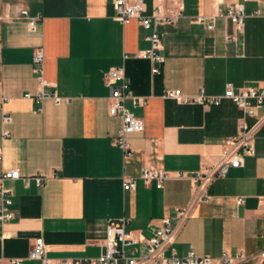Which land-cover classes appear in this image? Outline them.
<instances>
[{"label":"crops","instance_id":"1","mask_svg":"<svg viewBox=\"0 0 264 264\" xmlns=\"http://www.w3.org/2000/svg\"><path fill=\"white\" fill-rule=\"evenodd\" d=\"M115 1L0 0V99L8 98L5 109L13 119L10 136L3 138L0 111V172L15 168L23 176L47 178L42 187L34 180L29 186L23 179L5 181L14 218L0 225V264L13 258L42 264L28 257L37 237L52 259L98 257L105 251L109 221L121 217L130 219L134 235L151 237L161 218L176 220L175 208L193 201L197 193L190 176L219 161L225 140L238 134L244 117L230 99L219 105L185 103L164 98L165 91L222 95L229 84L264 85V0L219 5L217 0H143L145 16L157 7L181 11L176 21L159 27L164 62L156 74L149 59L137 57L151 47L150 30L137 18L118 21ZM233 4L245 7L242 29L218 15ZM20 8L39 18L34 31L17 13ZM40 49L43 77L54 85L46 90L71 98L70 103L38 104L24 96L39 91L32 59ZM118 66L125 67L132 96L147 99L137 105L133 98L125 101L145 125L128 135L129 157L114 143L121 119L109 113L106 77ZM256 110L264 117V105ZM246 121L253 125L257 118ZM151 164L187 177L161 188L138 179L134 190L123 189L124 177L138 176ZM207 194L209 201L193 203L167 253L215 258L242 253L246 258L239 264H264L257 256L264 250V120L255 154L215 179Z\"/></svg>","mask_w":264,"mask_h":264},{"label":"built area","instance_id":"2","mask_svg":"<svg viewBox=\"0 0 264 264\" xmlns=\"http://www.w3.org/2000/svg\"><path fill=\"white\" fill-rule=\"evenodd\" d=\"M224 1L217 0V4L219 5ZM115 8V18L118 21L127 23L131 19L137 18L145 29L150 30L146 39L150 41L151 47L137 53V57L149 59L152 63V73H159L160 65L164 62L159 27L176 21L181 17V11L172 10L167 13L162 7H157L152 15L145 16L143 15V0H116ZM17 13L19 16L28 19L29 31H34L39 18L31 17L29 11L24 8L18 9ZM218 15L225 16L238 29L243 28L247 16L245 7L241 4L228 5L224 13L218 10ZM204 20V16L197 17L198 22H204ZM209 27L213 28L214 23L209 24ZM32 61L39 73L40 88L37 94L26 93L24 96L38 104H41L45 99H51L55 104L70 103L71 98L61 97L55 92L46 90V87L54 85L43 77L44 53L41 49L34 53ZM106 82L111 90L109 113L112 116H119L121 119L114 143L122 150L125 157H129L132 154V148L128 135L144 130L145 125L142 118L137 117L126 107L125 101L127 98H133L137 105L146 103L147 99L132 96L124 66L110 69L107 73ZM163 97L203 105H219L224 99H230L244 111V117L239 124V132L236 136L228 137L225 140L219 161L190 176L197 193L193 201L188 206L175 208L176 220L170 215L161 218L160 224L151 237L137 236L129 231L130 219L127 217L110 220L107 226V238L104 242L105 251L98 257L52 259L47 255L44 239L37 237L29 251L28 257L30 259L39 260L42 264H239L246 258L242 253L233 257L227 252L217 258L210 255L197 256L193 251L185 256H179L174 249H171L170 254L167 253V250L174 243L181 222L189 216L193 203L202 200L209 201L210 196L207 194V189L211 183L217 178L226 176L231 168L242 167L245 158L255 154L256 132L264 120V117L257 114L256 109L264 105V85L235 88L229 84L222 95H207L204 89H201L200 94L196 96L183 95L180 90H167ZM7 102V97H1L0 111L2 113L3 138L10 136L9 125L13 121L11 114L5 109ZM37 111H41V108L38 107ZM247 116L256 117L257 122L249 125L246 121ZM2 159L3 147L0 145V160ZM186 177L184 172L167 171L160 165L151 164L143 167L138 176L124 177L123 189L125 191L134 190L138 179H142L146 184L155 183L157 188H161L168 180ZM17 179H23L27 186L34 180L37 187H42L47 180L42 174L23 176L20 170L15 168L1 171L0 225L14 218L12 191L4 183L6 180ZM243 201V198H239L238 203L241 204ZM257 256L264 259V250L259 252ZM22 261V258H13L8 264H22Z\"/></svg>","mask_w":264,"mask_h":264}]
</instances>
